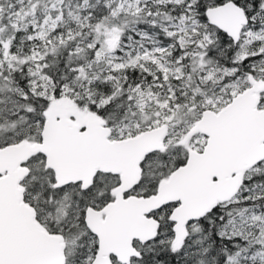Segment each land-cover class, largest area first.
<instances>
[{"label":"snow or ice","instance_id":"1","mask_svg":"<svg viewBox=\"0 0 264 264\" xmlns=\"http://www.w3.org/2000/svg\"><path fill=\"white\" fill-rule=\"evenodd\" d=\"M0 264H264V0H0Z\"/></svg>","mask_w":264,"mask_h":264}]
</instances>
